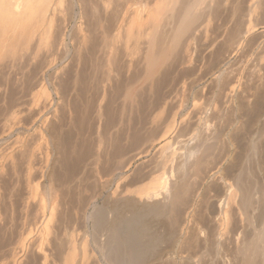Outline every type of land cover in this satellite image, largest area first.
<instances>
[{
    "label": "bare ground",
    "instance_id": "bare-ground-1",
    "mask_svg": "<svg viewBox=\"0 0 264 264\" xmlns=\"http://www.w3.org/2000/svg\"><path fill=\"white\" fill-rule=\"evenodd\" d=\"M73 20L75 21L73 22ZM259 26H261L262 31L258 33L256 30ZM67 31L72 35L73 33L78 35L76 38L78 42L77 45H74L73 51L69 49L64 40ZM263 33L264 0H0V180L2 175L5 177L4 173L7 167L14 176L12 177V184L9 182L7 185L6 178L3 177V181L0 182V230L4 231L5 228L7 231L16 229L17 225L21 224L19 223L21 222L20 219H22V224L29 217L32 219L29 208L32 207V201L36 200V207H32L34 209L31 210L33 213L35 210V215L32 216L33 220H28V222H33L35 226L33 230L35 236L32 234L33 239L27 241L32 231L26 235L27 237L20 235L16 245H13L14 247L12 246L13 248L9 249V252L6 251L9 256L8 253L4 255L5 257L8 256L5 258L8 260L4 263H2L4 256L1 258V250L5 246L2 247L0 264H159V262H163V257L166 259V255L168 257V261H164L166 264H264V213L261 212L264 208V187L261 188L257 183L256 186L254 181V185L251 184L250 186L249 180L247 178V181L244 180L243 174H245L249 160V155L245 151L243 156L240 155L242 158L239 157L240 162L236 166L238 168H235L237 170L233 171L234 174L224 173V167H226L224 165L230 163L232 148L231 143H228V132L227 134L222 133V128H219L225 124L220 125L221 121L225 119H229L227 121L229 126L237 123L239 120L236 119L238 117L237 111L240 109L237 108L236 110V101H250L252 89L255 90L261 85L262 71L261 67L258 68L256 65L257 63L255 64L257 67L253 66L252 63H250V65L252 64L249 65L250 67H247L249 62L247 60V65L241 69H232L230 60L238 53L246 51L247 54L248 50H252L251 41L253 42V40H255L253 43L255 45L254 51L262 48L264 50V40L261 38ZM121 34L126 38L122 51L125 50L124 54L127 58L122 63L118 61V56L120 57L122 54L118 55L117 52L119 49L121 52L122 48L118 49L117 47ZM197 39L201 41L200 43L204 42L206 54H209L210 57L214 56L213 58L218 60H216L214 68L213 62L211 72H208L207 69L210 63L208 62L206 63L207 67L203 66L206 68L204 72L207 70V74L202 73V68H200V73L203 75H196L194 80L190 79L191 87H195L200 85V81H203L202 78L205 75H209V87L211 88H207L210 89L208 92L210 102H207L206 105L211 106V109L205 107L207 110L205 112L206 117L203 114L204 118L199 117L200 112L199 115L197 114L198 116L195 117L197 118L196 127H192L194 129L190 128L188 133L183 132L186 127L189 129L190 124L187 122L191 118L186 114L180 116L177 121L179 113L178 110H174V113L169 112L172 115L169 121L163 124L162 132L159 130L160 124L162 125L159 120L161 110L165 111L166 106L170 107L168 104L173 102V98L171 102L167 95L162 99L159 98L161 101L157 102L158 105L156 103L157 106L155 107L152 105L153 103L144 104L140 102L142 100L135 99L134 93L137 90L134 92L132 85L128 83L123 87L125 90L122 91V99L116 100L118 96L113 93L116 90L114 88L115 80L121 74L131 70L134 65L133 61L136 60L134 54L138 56L142 51L140 55L143 61L141 60L140 63L139 60L138 66L144 64L145 70L144 74L140 75H144L142 79L145 83L151 84L150 81L161 67L165 64L167 66L168 61H172L173 57L175 60L179 57L176 56L177 51L187 52L190 50V42H195ZM129 41L134 43V45L132 44L133 49H130L131 43L128 45ZM194 42L195 45L197 42ZM85 55L87 60L86 57H83ZM184 55L186 54L184 53ZM184 57L183 59H185ZM83 58L89 63L87 64L89 65L88 70H90V72L88 71L89 75L87 73L85 77L87 82L85 81L86 84H83L85 85L84 89L86 88L87 92L88 89L93 90V95L96 94L97 97L91 110L94 121H97V128L92 123L93 127L96 130L99 129L100 120L107 113L106 109L109 108L108 103H106L108 94H115L116 96H113L116 101L113 100L119 102L117 104L120 105L119 118L118 124H114L111 129L117 125V130L123 129L125 131L119 136L122 130L119 133L115 130L116 146L114 150L112 148L113 153H110L112 150H106L110 153L107 156L110 157H107L108 159L105 161L111 165L106 166L108 164L103 163L104 166L102 165L100 169L97 166L102 163L101 158H99L101 153L99 146L104 143L103 141L102 143L99 141L98 147L96 143L97 148L95 149L97 151L95 150V153H93L94 150L89 151V149L87 153L82 154V158L89 155L90 159L93 160V168L87 164L92 170L93 184H100V188L97 187L100 190L105 188L108 190L107 185L114 182L115 189H112L113 192L108 191V195L105 194V199L101 202L98 200L101 197H99L100 191H97L99 193L92 196L91 202L89 204L86 202L91 207V212H83L80 218L78 216L80 213L76 216V212L79 211L78 208L77 211L71 209L74 211L72 212L74 215L68 209V199H71L69 198V187L65 189L66 184L62 187L64 183L61 186L63 177L68 175L62 176L60 173L57 176L58 182L56 179L54 181L56 185L52 184L48 178L52 175L50 174L53 172L51 169L56 163L58 153L62 151L59 145H64L66 141L61 136L56 135L58 137L56 138L52 132V128L55 129L53 124L58 119L64 105L68 106L71 101L77 80H79L78 74L81 73L82 65H84L83 61L85 60ZM179 60L178 58L176 64H179ZM209 60L211 61V58ZM188 64L190 66L192 60L191 64L188 60ZM71 66H74L73 70H75L73 79L69 75ZM101 66L102 70L99 69ZM184 66L182 67L184 68ZM187 67L184 68V72L186 69L188 70ZM138 68L140 69V67ZM189 68L192 70V67ZM161 74L163 76V73ZM169 74L170 72L168 77ZM121 78L124 77L121 76ZM138 78L140 80L139 74ZM162 81H160L161 84ZM150 84L146 86L148 92H151L152 87L155 86ZM113 88L114 91H112ZM164 89L166 90V88ZM145 90L140 91L142 94L143 92L147 93ZM183 90L181 91L183 92ZM187 90L189 89L187 88ZM92 93L87 95L91 96ZM78 98L76 96L77 100ZM181 102L180 104H182ZM138 103H142V106ZM109 104L111 103L109 102ZM136 104L138 107H144L142 116H139L141 121L136 124L140 131L143 130V133L137 131L143 145L140 151L136 149L137 152L134 156L130 152L131 157H128L129 161L125 163V150L129 147L124 141H138H136L138 128L132 130L130 119V115L134 111L133 108H137ZM81 105L80 107H82ZM199 106L197 107L199 108ZM178 108L181 107L178 105ZM83 115L81 114V116ZM85 115L84 118H86ZM240 115L239 117H241ZM190 120L188 123L192 121ZM209 122L213 126H209ZM107 124L109 127L108 121ZM183 125L186 126L184 130L182 129ZM158 126L159 131L157 130ZM155 128V133L159 132L160 134L161 132V134L159 136L157 134L158 137L154 138L151 133ZM97 133L95 132V134ZM155 133L154 135H156ZM63 134L61 131L59 135L63 136ZM99 136L98 138L101 139L102 132ZM33 139L37 141V144L31 143L34 141ZM118 141L119 145H117ZM122 141L127 146H124ZM136 145L138 146V144ZM57 146L60 151L57 150ZM41 149L43 151L39 152ZM151 150L157 152V157L156 160L154 159V170L152 171L150 168L152 172L144 175L145 179L146 176H152L150 180L143 186H137L130 193L126 194L128 191L123 189L124 193L121 192L119 197L120 192L117 189L120 185L118 184L128 180L132 159H139L143 156L145 158ZM17 155L21 159L16 161ZM59 155L61 156V154ZM74 160L77 163L80 162L78 159ZM20 161H22V165L24 163V167L20 166L23 167V170L25 168L22 180L20 179V169H18L20 168ZM69 161L64 158V166L69 167L67 169L69 173L71 172V176L74 175L73 180H79L83 174L88 173V171L85 173L86 166V169L82 166L80 168L78 164L75 162L73 164L70 161L72 163L70 167V164L66 163H70ZM96 166L99 170L95 168ZM150 166L152 165L149 164ZM140 169L142 170V168ZM68 170L66 171L68 172ZM136 170L138 169H135L134 175L137 173ZM32 173L40 176L35 184L30 183ZM155 173L158 174L153 176ZM53 175L55 176V173ZM144 176L142 174L143 178ZM68 178H65V181L67 179V182H70L72 178L70 180ZM100 179H104V181H100ZM138 179H140L139 176ZM21 181L25 183L24 189L27 188V193H25L26 191L21 192L24 193L23 196L19 193ZM211 181L220 183L222 189L220 197L211 195L213 194L209 188ZM129 182L131 181L129 180ZM90 183L92 184V182ZM131 183L130 185H132ZM78 188L79 190L82 189ZM83 190L85 191V188ZM87 192L89 191L87 190ZM117 194H119L118 197H113ZM71 196L75 197L74 195ZM210 204L212 210L208 211ZM177 214L180 219H178ZM80 220L84 225L81 227L84 228L83 230L79 228L81 226ZM164 220H167L171 225L173 224L176 229L174 231L167 229L168 226L165 225ZM20 227L21 230L24 228L22 225ZM248 231L250 236L247 234ZM2 240L7 241V238ZM6 241H4V245ZM166 241L176 244L178 251L174 252L173 248L168 247L167 250L157 252L160 245ZM1 243L3 245V242ZM77 247H79L78 252L76 251ZM27 256L34 258L32 263L27 260Z\"/></svg>",
    "mask_w": 264,
    "mask_h": 264
},
{
    "label": "rangeland",
    "instance_id": "rangeland-1",
    "mask_svg": "<svg viewBox=\"0 0 264 264\" xmlns=\"http://www.w3.org/2000/svg\"><path fill=\"white\" fill-rule=\"evenodd\" d=\"M76 20V19H75ZM75 20H73V22L75 21ZM73 22H72V24H73ZM69 30V29H68ZM260 31H262V28H261V26H259L258 27V29L256 30V32H260ZM71 34V35H70ZM264 34V33H263ZM68 35H70V36H74L73 38L71 37L70 38V36H68ZM67 36V37H66ZM66 36L64 37V40H65V43L66 44H68V46H69V49L71 50V51H73L74 49H73V47H74V45H77V42L78 41H76V40H78V39H76V38H78V35L75 33H73V35H72V33H70L69 31H67V33H66ZM122 36V37H121ZM121 36H120V38H119V40H118V45H117V47H118V49L119 48H121V52H120V49H119V51H117L119 54L118 55H120V54H122V55H120V57L118 56V61L120 62V63H122V61L123 60H125V59H127V58H125V50L124 51H122L123 50V44H124V46H125V37H123V34H121ZM75 38V39H74ZM124 38V39H123ZM262 40H264V35H262ZM68 39V40H67ZM74 43H72V42ZM130 41H133V40H130ZM129 41V43H128V45L131 43ZM202 41H204V40H202ZM76 42V43H75ZM193 42L194 41H192V42H190V50H188L187 52H183V51H177V57L180 59L178 62H179V64H176L177 63V59L175 60V58L173 57V59H171L172 61H168L169 62V64L167 63V66H166V64L163 66V67H161V69H159L158 70V73L156 72V74L154 75L155 77H153V79L150 81L151 82V84L149 83V82H147V83H145L143 80L144 79H142L143 78V76L144 75H140V74H144V70H145V67H144V64L141 66H138L143 60L141 59L142 57H141V52L142 51H140V53L138 54V56H136L137 54H134L135 55V57L134 58H136V60L134 59V65H133V63H132V67H131V70L130 71H126L125 73H123V72H121V73H123V74H121L120 75V77L119 78H116V84L114 85V88H116V90H115V92H113V93H115V94H117V98H116V100H121L122 98V95H123V92L122 91H124L125 89H123V87L125 86V85H127L128 83H130V85H132V87H133V91L135 92L136 90V92L134 93L133 91V93H134V95H135V99L136 100H142V101H140V102H142V103H144V104H148V103H150V104H152L154 107L155 106H157L158 105V103L161 101L160 99H162L163 97H166L165 95H167V98H170L169 100L172 102V100H173V102L171 103V104H168V105H170V107H167L166 106V108L169 110H167V109H165V111H162L161 110V113H160V117H159V120H160V123H162V125L160 124V129L159 130H161V128H163L164 127V125L163 124H166L168 121H169V119H170V116L172 115V114H170V113H174L175 111L174 110H178L177 112L179 113L178 114V116H177V121L179 120V118H180V116H184V115H189L188 117L189 118H191V120L190 119H188V122H189V120L191 121L190 123H188L187 122V124H190L189 125V129L186 127V126H188L187 124H186V126L185 125H183V127H182V129L184 130L185 129V127H186V129L183 131L182 129H181V127H180V129L183 131V132H185V133H188V132H190V130L191 129H194V128H192V127H196L195 126V122H196V119L197 118H195L196 116H198L199 115V112H200V115H199V117H203V114H204V116L206 117V108L205 107H207L208 109L211 107V106H206L210 101H209V94H208V92H210V85H209V80H210V77H209V80H208V76L209 75H205V77H203L202 78V80L203 81H200V85H198V86H192L191 87V80L190 79H196V75H201L202 73H206L207 72V70H206V72H204V70L206 69L205 67H203L204 65L207 67V64L206 63H208V62H210L209 64H208V67H207V69H208V72H211L212 71V69L215 67V62H216V60H218V59H214L213 57L214 56H209V54H206V51H205V44H203L204 42H202V43H200L201 41L200 40H196L194 43H196L195 45L193 44ZM255 42V40H253V42L251 41V49L253 50H248L247 51V54H246V51H243L242 53H238V54H236V55H234L232 58H231V60H230V64H231V66L233 67H231L232 69H241L243 66H245V65H247V63H246V61L248 60L249 62H248V65H247V67L250 65V63H252L253 64V66L256 64V65H258V68H260L261 69V75H262V81H261V85H260V87L259 88H257V89H252V98L250 99V101H246V102H240V101H236V104H235V108H236V110H237V108L238 109H240V111H237V113H238V117H239V114H241L240 116L241 117H237V115H236V119L238 120L237 121V123H235V125H230L229 126V124L227 123V121L229 120V119H225L224 121H226V122H224V121H221V123H220V125H222V123H225V124H223L221 127H219L220 129L222 128V133H225V134H227V132H228V134H227V139L230 141H228V143L230 144L231 143V148H232V153H231V159H230V163H226L224 166H226V167H224V173H228L229 172V175H231L232 173H233V171L235 170H237V169H235V168H238V167H236V166H238V164H239V162H240V158H242V156H243V154L246 152V153H248V155H249V160H248V163H247V165H246V171L244 172L245 174H243L244 175V180H246V178H247V180H249L248 181V183H249V185L251 186V184H253V181H254V184L257 186V184H258V186H260L261 188H263L264 187V50H263V48L262 49H259V50H255L254 51V47H255V45H253V43ZM72 46H71V45ZM119 44L121 45L120 47H119ZM126 44H127V42H126ZM134 45V43H131L130 44V49H133V45ZM201 44V45H200ZM194 45V46H193ZM197 45V46H196ZM199 45V46H198ZM193 47H195V48H193ZM199 47V48H198ZM75 48V47H74ZM201 48V49H200ZM203 48V49H202ZM199 49V50H198ZM194 50V51H193ZM204 50V51H203ZM182 52V53H181ZM137 53H138V51H137ZM183 54L184 55V53L187 55H184V56H186V57H184L183 55H181V54ZM190 53V54H189ZM258 53V54H257ZM180 54V55H179ZM255 54H257V55H255ZM87 55V54H86ZM83 56L84 58L86 57V60H87V56ZM133 55V56H134ZM203 55V56H202ZM260 55V56H259ZM175 56V57H176ZM258 56V57H257ZM140 57V58H139ZM181 57V58H180ZM183 57L185 58V59H183ZM83 58V59H84ZM121 60H120V59ZM211 58V61L209 60ZM259 59V60H258ZM85 60V59H84ZM86 60L85 61H83V64L84 65H82V71H81V73H79L78 75H79V80H77V83H76V86H75V92H74V94H72V98L70 99L71 101H70V103H68V106L65 104L64 105V107H63V109L61 110L62 112L60 113V115H59V117H58V121L56 120L55 121V125L53 124V127L55 128V129H53L52 128V132L55 134V136L57 135L58 137L59 136H61L62 137V139L63 138H65V142H64V145H59V147L61 148L60 150H62V151H60L59 150V147L57 148V150H59V151H57V152H59L58 153V157H57V159H56V163H54L53 164V167H52V169H54L55 167H57V168H55L54 170H52L51 169V172L52 173H50V174H52L49 178H48V180H50L51 182H52V184L54 183V181H55V179H56V181L58 182V180H59V178H57V176H59L60 175V173L62 174V176L64 175V174H66V176L67 177H63L64 179H62V181H61V186H62V183H64L63 184V186L62 187H64V185H65V189L67 188V187H69V198H71V199H68L69 200V202L71 203H69L68 202V209H69V211H70V213H72V212H74L75 210L77 211V208L79 209V211H77L76 212V216L78 215V216H80V218H81V216L83 215V212L84 213H89V212H91V207H89V203L91 202V200H92V196H94L95 194H98L97 193V191H100V194H99V197L100 198H102L101 200H100V198L98 199L99 200V202H101L102 200H104L105 199V194L106 195H108V191H110V192H113V188L115 189V183L113 182V183H111V184H108L107 186H108V190H107V188H103L104 190H100L99 188V185L100 184H98L97 185V183L96 184H93V177H91L92 175H91V171L92 170H90V168H91V166H92V168L94 167V164H92V162H93V160L92 159H90V156L89 155H86V158L85 157H83L82 158V154H85V153H87V151L89 150V151H91V150H94V152L93 153H95V150L97 151V149H95V148H97L98 147V143H99V141H101V143H102V141L104 142V143H102L100 146H99V151L101 152H99L98 151V153H100V157L99 158H101L100 160H101V164L99 165H97L98 167H99V169H100V167L103 165V163L105 164H108L107 163V161H105V160H107L110 156H107V155H110V153H113V150H114V147L116 146V135H115V130L116 131H118V133H119V131H121V133H119V136H121V134H122V132L123 131H125V130H123V129H119V130H117L116 129V126L117 125H115L114 126V128L113 129H111V127H113V125L114 124H118V118H119V116H118V114H119V108H120V105L119 104H117V103H119V102H115L116 100L114 99V96L113 95H115V94H108V96L109 97H107V100L111 103V104H109V102L107 101L106 103H108L107 104V106L109 107L108 108V110L106 109V114L103 116V118L100 120L101 122H100V127H99V129H95V128H97V121H94V118H93V115H92V109H93V106H94V103L96 102V94L95 95H93L94 94V92H93V90H90V89H88V92H87V90H86V88L84 89V87H85V85H83V84H86L85 83V81L87 82V78H85L86 77V74L88 73V75H89V72H90V70H88V68H89V63L88 62H86ZM138 60V61H137ZM139 60H140V63H139ZM142 60V61H141ZM181 60H183V61H181ZM188 60H189V63L191 64V60H192V64L189 66V64H188ZM193 60H194V62H193ZM208 60V61H207ZM181 61V62H180ZM258 61V62H257ZM171 62V63H170ZM186 62V63H185ZM213 62H214V66H213V68H212V64H213ZM261 62V63H260ZM88 63V64H87ZM197 63V64H196ZM184 64H186L185 66H184ZM188 64V65H187ZM196 64V65H195ZM251 64V65H252ZM260 64V65H259ZM100 65H101V62H100ZM124 65V64H123ZM250 65V66H251ZM255 65V66H256ZM136 66H138V67H140V69L138 68V67H136ZM172 66V67H171ZM178 66H179V68H178ZM182 66H184V68H186L187 66V68H188V70L186 69L185 70V72H184V68L182 67V70H181V67ZM194 66V67H193ZM249 66V67H250ZM260 66V67H259ZM72 67V66H71ZM70 67V71H69V75H71V78L73 79L74 78V73H75V70H73L74 69V66L71 68ZM142 67V68H141ZM176 67V68H175ZM189 67H192V70H191V68H189ZM257 67V66H256ZM102 68V66L101 67H99V69L100 70H102L101 69ZM133 68V69H132ZM136 68V69H135ZM195 68V70L193 71V69ZM200 68H202V70L200 69ZM210 68H211V70H210ZM98 69V71H100ZM164 69V70H163ZM166 69V70H165ZM177 71H175V70ZM178 69V70H177ZM84 70H86V71H84ZM138 70V71H137ZM140 70V71H139ZM198 70H199V72H198ZM200 70H201V72L202 73H200ZM72 71H73V74H72ZM89 71V72H88ZM141 71H142V73H141ZM186 71H187V74H186ZM192 71V72H191ZM101 72V71H100ZM100 72H98V73H100ZM166 72V73H165ZM170 72V74H169V77H168V73ZM171 72H172V74H171ZM181 72V73H180ZM197 72V73H196ZM207 72V73H208ZM160 73V74H159ZM161 73H163V76H162V74ZM189 73V74H188ZM192 73V74H191ZM194 73V74H193ZM206 73V74H207ZM85 74V75H84ZM101 74V73H100ZM138 74H139V77H140V80H139V78H138ZM186 74V75H185ZM72 75H73V77H72ZM81 75V76H80ZM128 75V76H127ZM167 75V76H166ZM189 75H191L190 77H189ZM195 77H193V76ZM203 75V74H202ZM121 76L122 77H124L123 79L121 78ZM166 76V77H165ZM127 77V78H126ZM160 77V78H159ZM171 77V78H170ZM175 77V78H174ZM186 77V78H185ZM197 77H199V76H197ZM122 80H121V79ZM129 78V79H128ZM156 78V79H155ZM164 80H163V79ZM177 78V80H175ZM205 78V79H204ZM81 79V80H80ZM119 79V81H117ZM127 79H128V81H127ZM155 79V80H154ZM158 79H160V80H158ZM174 79V80H173ZM154 80V81H153ZM163 80V81H162ZM173 80V81H172ZM80 81V82H79ZM126 81V82H125ZM160 81H162V84H161V82ZM176 81H178V82H176ZM79 82V83H78ZM144 82V83H143ZM152 82H156V83H152ZM159 82V83H158ZM168 82V83H167ZM180 82V83H179ZM182 82V83H181ZM208 82V83H207ZM121 83H122V86H120L121 85ZM165 83V84H164ZM174 83H177V84H174ZM147 84V85H146ZM155 85V86H153L152 87V91L151 92H148L147 91V87L146 86H148V85ZM161 84V85H160ZM180 84V85H179ZM206 84V85H205ZM130 85H128L129 87H130ZM165 85V86H164ZM169 85V86H168ZM176 85V86H175ZM141 86H143V87H141ZM171 86V87H170ZM182 86V87H181ZM138 89H137V88ZM160 87V88H159ZM173 87H174V89H173ZM178 87H179V89H178ZM185 87H186V89H185ZM198 87V88H197ZM114 88H113V90L112 91H114ZM119 88V91H117V89ZM157 88H159V89H157ZM164 88H166V90L164 89ZM169 88V89H168ZM187 88L189 89V90H187ZM207 88H210V89H207ZM123 89V90H122ZM143 91V90H145V92H147V93H144L143 92V94H142V92L140 91ZM157 89V90H156ZM161 89V90H160ZM179 91H178V90ZM183 90V89H185V90H187V91H185V90H183V92L181 91V90ZM159 90V91H158ZM163 90V91H162ZM203 90V91H202ZM79 91V92H78ZM86 91V92H85ZM92 93L91 94V96H93V97H91L90 95H87V94H90V92ZM157 92V93H155V92ZM162 91V92H161ZM170 91V92H169ZM172 91V92H171ZM189 91V92H188ZM78 92V93H77ZM120 94H119V93ZM141 92V93H140ZM169 92V93H168ZM77 93V94H76ZM110 93H112V92H110ZM159 93V94H158ZM163 93H166V94H163ZM168 93V94H167ZM206 95H205V94ZM119 94V95H118ZM137 94H138V96H137ZM141 94V95H140ZM183 94L185 97L183 98V95L181 96V95ZM151 95V96H150ZM162 97H161V96ZM171 97H170V96ZM76 96H77V98H78V100L76 99ZM90 96V97H89ZM95 96V97H94ZM116 96V95H115ZM173 96V97H172ZM84 99H83V98ZM86 97H88L87 98V100H86ZM140 97V98H139ZM147 97V98H146ZM153 97V98H152ZM81 98V99H80ZM108 98H111V99H108ZM121 98V99H120ZM150 98V99H149ZM155 101V100H157V101H153L152 99ZM160 98V99H159ZM173 98V99H172ZM176 99V101H175V99ZM179 100H178V99ZM181 98H183V99H181ZM73 99V100H72ZM75 99V100H74ZM172 99V100H171ZM83 100V101H82ZM147 100H149V101H147ZM168 100V99H167ZM181 100H183L182 102H181ZM81 103H80V102ZM86 101V102H85ZM113 103H112V102ZM139 101H137V102H139ZM175 101V102H174ZM85 102V103H84ZM121 102V101H120ZM158 102V103H157ZM180 102L182 103V104H180ZM194 102V103H193ZM208 102V103H207ZM238 102H239V104H240V106H239V104H238ZM84 105H83V104ZM142 103H138V104H141V106H142ZM156 103H157V105H156ZM170 103V102H169ZM175 105H174V104ZM177 103H179V104H177ZM196 103H197V106L198 105H200L199 106V108L196 106ZM198 103H200V104H198ZM206 103V104H205ZM78 104V105H77ZM82 104V105H81ZM85 104H87V105H85ZM117 104V105H116ZM195 104V105H194ZM238 104V105H237ZM80 105L82 106V107H80ZM113 106V107H111V106ZM119 105V106H118ZM137 105V104H136ZM178 105H179V107H181V108H178ZM193 105H194V107H193ZM201 105H202V108H201ZM204 105V106H203ZM237 105V106H236ZM84 106H86L85 108H84ZM145 106V105H144ZM175 106V107H174ZM239 106V107H238ZM115 107V108H114ZM136 107V106H135ZM172 107V108H171ZM178 109H177V108ZM73 108V109H72ZM111 108V109H110ZM114 108V109H113ZM161 108V107H160ZM204 108V109H203ZM87 109V110H86ZM134 109V111L136 112L137 110V112H136V114H133V113H135L134 111L131 113V115L132 116H134V117H132L131 115H130V119H131V121H132V125H131V127H132V130L135 128V130H136V128H138V130H136V137H137V139H136V141L137 142H133V141H129V142H125L124 141V143H126L127 145H128V147L129 148H127V150H125V155H124V162L126 163V162H128L129 161V159H128V157H131V155H129L130 154V152H131V154H133L132 156H134L135 155V153L137 152L136 151V149L138 150V151H140V149H141V147H142V145H143V141L140 139V137H138L140 134H139V132H141L142 131V133H143V130H139V127H138V125H136V124H138V122L139 121H141V120H139V116H142V113H143V111H144V107L143 108H141V107H138V105H137V108H133ZM136 109V110H135ZM142 109V110H141ZM170 109H173V110H170ZM198 111H197V110ZM211 109V108H210ZM69 110V111H68ZM78 110V111H77ZM113 110V111H112ZM115 110H117L118 112H116ZM141 110V111H140ZM201 110V111H200ZM205 110V111H204ZM74 113H73V112ZM111 111V112H110ZM156 111H157V109H156ZM183 111V112H182ZM187 111V112H186ZM188 111H189V113H188ZM89 112V113H88ZM108 112H110V113H108ZM170 112V113H169ZM87 113V114H86ZM91 113V114H90ZM113 113V114H112ZM116 113V114H115ZM182 113V114H181ZM208 113H209V115H210V111L208 110ZM236 113V114H237ZM68 116H67V115ZM70 114V115H69ZM81 114L83 115H85L86 116V118H84V115L83 116H81ZM163 114H165L164 116H163ZM167 114H170V115H167ZM198 114V115H197ZM201 114H202V116H201ZM88 115V116H87ZM89 115H90V117H89ZM263 115V116H262ZM92 116V117H91ZM109 116V117H108ZM161 116H162V118H161ZM169 116V117H168ZM89 117V118H88ZM165 117H167V118H165ZM209 118H210V116H208ZM232 117V116H231ZM230 117V118H231ZM263 117V118H262ZM73 118V119H72ZM111 118V119H110ZM134 118V119H133ZM136 118V119H135ZM161 118V119H160ZM193 118H195V119H193ZM204 118V117H203ZM262 118V119H261ZM68 119V120H67ZM82 119V120H81ZM84 119V120H83ZM88 119V120H87ZM90 119V120H89ZM165 119H168V120H165ZM232 119V118H231ZM74 120V121H73ZM114 120V121H113ZM164 120V121H163ZM261 120H263V121H261ZM60 121V122H59ZM67 121H68V123H67ZM84 121V122H83ZM91 121V122H90ZM92 121H94V122H92ZM104 121V122H103ZM107 121H108V123H109V127L107 126L108 124H107ZM112 121V122H111ZM162 121V122H161ZM213 120L211 119V122H212ZM242 121V122H241ZM58 122V123H57ZM66 122V123H65ZM76 122V123H75ZM103 122V123H102ZM136 122V123H135ZM166 122V123H165ZM211 122H209V126H213V125H211ZM241 122V123H240ZM89 123H91V124H89ZM95 125H93V124ZM110 123H113L112 125L110 124ZM192 123V124H191ZM243 123V124H242ZM56 124H58V125H56ZM62 124V125H61ZM73 124V125H72ZM75 124V125H74ZM85 124V125H84ZM214 124V123H213ZM228 126H227V125ZM238 125V127H237V125ZM242 124V125H241ZM62 127H61V126ZM83 125V126H82ZM90 127H89V126ZM92 125V126H91ZM219 125V126H220ZM225 125V126H224ZM59 126H60V128H59ZM74 126V127H73ZM84 126H85V128H84ZM95 128H94V127ZM223 126H224V128H223ZM56 127H57V130H56ZM80 127V128H79ZM87 127H89V128H87ZM118 127V126H117ZM120 127V126H119ZM218 127V126H217ZM226 127H227V129H226ZM229 127V128H228ZM236 127V128H235ZM82 128V129H81ZM93 128V129H92ZM158 128H159V126L157 127V130H158ZM191 128V129H190ZM213 128V127H212ZM232 128H234L233 130H231ZM241 130H240V129ZM60 129H61V131L64 133L63 134V136L62 135H59L60 134ZM64 129V130H63ZM85 129V130H84ZM56 130V131H55ZM83 130V131H82ZM86 130H87V132H86ZM132 130H131V132H132ZM154 130V129H153ZM158 130V131H159ZM163 130V129H162ZM162 130H161V132H162ZM188 130V131H187ZM239 130V131H238ZM57 131H58V133H57ZM60 131V132H59ZM97 131H99V133L101 134V132H102V135L103 136H101V139H99L98 138V136L100 135L99 133H97ZM137 131H139L138 132V135H137ZM224 131V132H223ZM86 132V133H85ZM89 132V133H88ZM95 132L97 133V134H95ZM112 132V133H111ZM154 133L156 132V128H155V130L153 131ZM151 133L152 134V136L155 138V137H158L160 134H161V132H160V134H159V132L158 133H155L156 135H154V133ZM251 132H252V134H251ZM257 132V133H256ZM145 133V132H144ZM184 133V134H185ZM66 134V135H65ZM83 134V135H82ZM86 134V135H85ZM95 134V135H94ZM148 134V133H147ZM157 134H158V136H157ZM87 136V137H85V136ZM94 135V136H93ZM98 135V136H97ZM247 135V136H246ZM258 135V136H257ZM260 135V136H259ZM56 136V138H58ZM65 136V137H64ZM91 136H93V137H91ZM98 138H96V137ZM105 136H106V138H105ZM148 136V135H147ZM247 138H246V137ZM253 136V137H252ZM256 136V137H255ZM100 137V136H99ZM109 137V138H108ZM117 137H118V135H117ZM252 138V140H251V138ZM77 140H76V139ZM86 138V139H85ZM103 138V139H102ZM255 138V139H254ZM257 138H259V139H257ZM89 139V140H88ZM34 141L33 142H31V143H33L34 145L35 144H37V141L35 140V139H33ZM106 140V141H105ZM250 140H251V142H250ZM255 142H257V143H255ZM36 141V142H35ZM80 141V142H79ZM86 141V142H85ZM95 141V142H94ZM97 141V142H96ZM108 141V142H107ZM140 141V142H139ZM35 142V143H34ZM79 142V143H78ZM88 142H89V144H88ZM67 143V144H66ZM82 143H83V145H82ZM87 143V144H86ZM96 143H97V147H96ZM109 143V144H108ZM119 143V141L117 142V145H119L118 144ZM123 145H124V143H123V141L121 142ZM141 143V144H140ZM85 144V145H84ZM93 144V146H91ZM112 144V145H111ZM114 144V145H113ZM125 144V145H126ZM135 144V145H134ZM136 144H138V146L136 145ZM254 144V145H253ZM87 145V146H86ZM107 145V146H106ZM110 146V148H109V146ZM124 145V146H125ZM126 145V146H127ZM256 145V146H255ZM62 146V147H61ZM102 146V147H101ZM104 146V147H103ZM135 146H136V148H135ZM233 146V147H232ZM254 146V147H253ZM101 147V148H100ZM244 147H245V150H243L244 149ZM79 148V149H78ZM94 148V149H93ZM112 148H113V150H112ZM133 148V149H132ZM80 149H83V150H80ZM85 149H87V150H85ZM102 151H101V150ZM110 149V150H109ZM129 149H132V150H129ZM103 150H104V152H103ZM111 151L112 150V152H107V151ZM129 150V151H128ZM43 150L41 149L39 152H42ZM64 151V152H63ZM106 151V152H105ZM133 151H134V153H133ZM245 151V152H244ZM68 152V153H67ZM71 153V154H70ZM79 153V154H78ZM59 154H61V156L59 155ZM65 154V155H64ZM73 154V155H72ZM242 154V156L240 157V155ZM64 155V156H63ZM105 157H104V156ZM93 155H91V157H92ZM147 156V157H146ZM145 156V158H144V156L143 157H141V158H139V159H132V165H131V172H130V175H129V178H128V180H126V181H124V182H121V183H119L118 185H120V187H118V189H117V191L119 190V192H120V195L119 194H117V195H113V197H118V195H119V197L121 196V192H123L122 190L124 189V190H127L128 192H126V194L127 193H130V191H133V190H135V188H137V186L139 187V186H143L144 184H146L149 180H150V178L152 177H148V176H146V179H145V176L144 175H147V174H149V172H152L153 170H154V165H155V158L157 157V152H155V150H151L147 155ZM154 158H153V157ZM94 157V156H93ZM104 157V158H103ZM108 157V158H107ZM240 157V158H239ZM64 158H67V161H69V159H70V161L71 162H73V164H74V162L76 163V164H78V166L81 168V166L82 167H84V169H86L85 168V166L87 167V169L85 170V173L88 171V173H86L85 175L87 176V178H86V176L83 174V176L78 180H76V179H74L73 180V178L72 177H74V175L73 176H71V172L69 173V170L67 169V167L68 166H64ZM82 158V159H81ZM20 160L21 158H20V156H16V161L17 160ZM61 161H60V160ZM74 159H78L80 162H76V160H74ZM87 159H89V160H87ZM104 159V160H103ZM149 159V160H148ZM155 159V160H154ZM238 159H239V161H238ZM66 160V159H65ZM92 160V161H91ZM100 160H99V163H100ZM103 160V161H102ZM147 160H148V162H147ZM153 160H154V162H153ZM69 161V162H70ZM89 161H91V162H89ZM21 162V164H19V167L20 168H18V169H20V179L22 180V177H23V175H24V170H25V168H24V170H23V165H24V163H23V165H22V161H20ZM68 163V162H66L68 165L70 164V167L72 166V163ZM85 162V163H84ZM135 162V163H134ZM146 162V163H145ZM149 162H151V163H149ZM65 163V164H66ZM98 163V162H97ZM61 164H62V166H61ZM82 164V165H81ZM87 164H89V167H88V165ZM105 164V165H106ZM144 164V165H143ZM147 164V165H146ZM149 164H151L152 166H150L149 167ZM249 164V165H248ZM20 165H22V166H20ZM91 165V166H90ZM109 165H111V164H108V165H106V166H109ZM141 165V166H140ZM61 166V167H60ZM97 166L95 167L96 169H97ZM104 166V165H103ZM8 168V167H7ZM6 168V172L4 173V176L5 177H3V175H2V177L6 180V184L8 185L9 184V182H11V184H12V177H14L11 173H10V170L9 169H7ZM69 168V167H68ZM89 168V169H88ZM140 168H142V170L140 169ZM149 168V169H148ZM150 168H151V170H150ZM249 168V169H248ZM99 169H97V170H99ZM135 169H138V170H136V175H137V177H136V175H134L135 174ZM139 169H140V171H139ZM148 169V170H147ZM66 170H68V172L66 171ZM133 170V171H132ZM250 170V171H249ZM60 171V172H59ZM143 171V172H142ZM234 171V172H235ZM101 172H103V171H101ZM100 172V173H101ZM132 172H134V173H132ZM139 172H140V174H139ZM147 172V173H146ZM249 172V173H248ZM55 173V176L53 175ZM145 173V174H144ZM102 174V173H101ZM142 174H143V176H144V178L142 177ZM158 173H155V174H153V176H156ZM234 174V173H233ZM250 174V175H249ZM7 175H9V176H7ZM33 175V176H32ZM32 175H31V178H30V183L31 184H35L37 181H38V179L37 178H39L40 176H38L37 174H35V173H32ZM226 175V174H225ZM228 175V174H227ZM65 176V175H64ZM88 176H90V177H88ZM102 177L101 178H103V175H101ZM138 176H139V178L141 179H138ZM252 176V177H251ZM1 177V180H0V182L1 181H3V178ZM9 177H11V178H8ZM34 177V178H33ZM69 177V178H68ZM52 178H54V179H52ZM65 178H68L69 180H70V178H72L71 180H70V182L68 181L67 182V179H66V181H65ZM84 178H85V180H84ZM91 178V179H90ZM136 179H138V180H136ZM5 180H4V182H5ZM14 181L16 180V179H13ZM82 180H84V181H82ZM129 180L132 182H129ZM135 180V181H134ZM246 180V181H247ZM72 181V182H71ZM77 181V182H76ZM79 181V182H78ZM81 181V182H80ZM100 181H104V179H100ZM137 181V182H136ZM90 182H92V184L90 183ZM128 182V183H127ZM216 182V181H215ZM214 181H211V183L209 184V188L213 191V192H211V193H213V194H211V195H213V196H215V197H220L221 195H222V189H221V185H220V183L218 184V182H216L215 183ZM76 183V184H75ZM90 183V184H89ZM95 183V182H94ZM130 183L132 184V185H130ZM257 183V184H256ZM10 184V185H11ZM22 184V185H21ZM25 183H23V181H21L20 183H19V186L21 187V190H20V187H19V193L20 194H22L21 192L23 191V192H25L26 190H27V188L26 189H24L26 186L24 185ZM67 184H69V185H67ZM85 184V185H84ZM126 184V185H125ZM253 184V185H254ZM54 185H56V182L54 183ZM87 185H89L88 187H87ZM129 185V186H128ZM252 185V186H253ZM23 186V187H22ZM82 186V187H81ZM96 186V187H95ZM263 186V187H262ZM78 187H80V188H82V189H80L79 190V188ZM97 187H99V188H97ZM128 189H127V188ZM83 188H85V191L83 190ZM94 188H95V190H94ZM119 188H122L121 190L119 189ZM126 188V189H125ZM132 188V189H131ZM99 189V190H98ZM72 190V191H71ZM75 190V191H74ZM87 190L89 191V192H87ZM91 190H92V193H91ZM94 190V191H93ZM264 190V189H263ZM72 192V193H71ZM88 193V194H86V193ZM119 192H117V193H119ZM25 193H27V191L25 192ZM81 193V194H80ZM83 193V194H82ZM85 193V194H84ZM91 193V194H90ZM124 193V192H123ZM123 193H122V195H123ZM24 194V193H23ZM23 194H22V196H23ZM81 196H80V195ZM26 195V194H25ZM71 195H74L75 197H73V196H71ZM71 196V197H70ZM78 197V198H77ZM75 198H77V199H75ZM80 198V199H79ZM83 198V199H82ZM73 199H75V200H73ZM78 200H79V202H78ZM77 201V202H76ZM85 201V202H84ZM34 203V205H33V203ZM31 203H32V207H34L35 205H36V200H34V201H32ZM88 204H87V203ZM82 203V204H81ZM77 204V205H76ZM85 207H84V206ZM88 205V206H87ZM31 207V206H30ZM29 208L30 210H29V213H31V215L34 217V215H35V210H34V213L32 212L33 211V209L36 207H34V208ZM84 208V209H83ZM208 211H210V210H212L211 209V204L208 206ZM71 209H74V211L72 210L71 211ZM80 209H82L81 211H80ZM262 209V208H261ZM264 209V208H263ZM261 210V212L262 213H264V210ZM32 210V211H31ZM31 211V212H30ZM179 215H180V213H178ZM177 214V215H178ZM72 215H74V213H72ZM179 215H178V219H180V217H181V215H180V217H179ZM28 216H29V214H28ZM31 216V218L32 219H30V217H29V219L28 220H33V217ZM21 220V222H19V223H21V224H18L17 225V227H16V229L15 228H13V230L12 229H9V228H7V229H9L8 231L10 232H8L7 230H6V228H5V230L7 231V234L4 232V231H2V229L0 230V238H1V242H3V245H2V243L0 244L1 246V248H0V250L2 249V247H7V248H3L2 250H1V252L3 253V255H2V253H1V258H2V256H4L5 254H7L9 251V249H11V248H13L14 246L13 245H16V242H17V240L19 239V237H20V235L22 236V235H24L25 237H27L26 235H28V233L29 232H31L30 233V237H28L27 238V241H29L30 239L32 240L33 239V235L35 236V231H33L34 229H35V226H34V224H33V222H28V220H26L25 221V223L24 224H22V219H20ZM166 221V222H165ZM164 223H165V225L166 226H168V227H166L167 229H169V230H172V231H174L175 229H176V227L172 224H170L167 220H164ZM81 226L79 227L80 228V230H83L84 228H81V227H83L84 225L82 224V222H81V220H80V223H79ZM22 225V230H21V226ZM173 226L175 227L174 229H173ZM171 227V228H170ZM24 229H26V230H24ZM19 230V231H18ZM23 231V232H22ZM27 231V232H26ZM6 235H5V234ZM11 233H12V235H11ZM33 234V235H32ZM248 236H250V232L248 231ZM3 237H2V236ZM8 235V236H7ZM11 235V236H10ZM14 235V236H13ZM5 236H7V237H5ZM10 237V238H9ZM13 237V238H12ZM24 237V238H25ZM32 237V238H31ZM6 239L7 238V241L6 240H2V239ZM14 240V241H13ZM30 240V241H31ZM4 241H6L5 242V245H4ZM6 243H9V244H6ZM8 245V246H7ZM13 246V247H12ZM171 249V248H173V250H174V252H177L178 251V247H177V245L176 244H173V243H170V241H166L165 243H163V244H161L160 245V247L158 248V250H157V252H159V250H160V252L161 251H163V250H167V249H169V248ZM6 249V250H5ZM78 249V250H77ZM77 249H76V251L78 252L79 251V247H77ZM172 250V251H173ZM6 251H8L7 253H6ZM11 251V250H10ZM5 252V253H4ZM8 256H9V253L7 254ZM6 255V257L4 256V259L5 258H8V256ZM166 257V259L163 257V262L164 261H168L167 259H168V257H167V255L165 256ZM2 260L3 262L2 263H4L6 260H8V259H5V260ZM27 260L30 262V263H32L33 262V260H34V258H32L31 256H27ZM0 262H1V259H0ZM161 263V262H159V264H166V262H164V263ZM37 263V262H36ZM169 263H170V261H169ZM158 264V263H157ZM168 264V263H167ZM171 264V263H170Z\"/></svg>",
    "mask_w": 264,
    "mask_h": 264
}]
</instances>
